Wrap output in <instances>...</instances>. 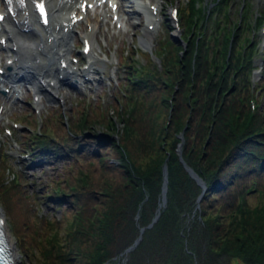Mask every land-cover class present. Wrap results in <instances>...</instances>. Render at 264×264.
<instances>
[{"label": "trees", "instance_id": "obj_1", "mask_svg": "<svg viewBox=\"0 0 264 264\" xmlns=\"http://www.w3.org/2000/svg\"><path fill=\"white\" fill-rule=\"evenodd\" d=\"M216 1L181 10L184 43L168 34L156 51L161 66L149 55L139 68L132 53L109 108L49 111L42 136L25 135L27 146L62 163L43 193L60 218L39 214L0 144V201L39 264H264V102L252 111L249 10L233 23L230 0ZM24 121L37 124L35 115ZM183 133V157L208 185L200 204L203 188L177 151ZM166 161L167 206L148 228Z\"/></svg>", "mask_w": 264, "mask_h": 264}, {"label": "rangeland", "instance_id": "obj_2", "mask_svg": "<svg viewBox=\"0 0 264 264\" xmlns=\"http://www.w3.org/2000/svg\"><path fill=\"white\" fill-rule=\"evenodd\" d=\"M163 1V0H161ZM181 1H185V0H181ZM211 0H209L210 2ZM244 1L243 0H235V2L232 3L231 5V14L232 16L235 18L232 20H237L239 17V12L240 9L243 8ZM246 4H251L252 7V13H251V18H254V24H255V20L256 17L254 15H256L257 12L254 11H258V12H263L264 11V0H249L248 3ZM143 17V14L141 16H135V24L134 26H132L131 28V32L127 35H122L121 37L115 38V39H111L112 36L110 35L109 39H111L109 42L111 43V45L113 47H115L116 49H120L121 46H137L138 45V39L139 37H143L145 39H147L149 42H151L152 44H155L154 47L156 46V43L161 39V37H164L165 35V30L164 27L159 28L156 32H153L151 34L147 33L146 31V27L144 26V18L142 21H140V19ZM257 22V21H256ZM257 33L258 37L260 38V46L263 45V38L262 35L260 34V31L255 32ZM141 63L142 64H146L148 63V57L142 56L141 58ZM105 66H101L102 71L104 70ZM101 78L104 76V74L100 75ZM122 76H120L119 79H121ZM261 78V75L259 73V70L256 71V75L254 76V80L258 81ZM115 79V77H114ZM111 80L109 79H104L102 83L97 84V85H92L93 87V92L89 91V87L84 88L85 92H86V96H95L94 97V102L93 104H97V100L100 97V95L103 93V97H104V105L107 106L109 104L112 103V99H113V89L110 88L111 86ZM82 87V86H81ZM80 91L78 89H75L74 91H70L68 94V99H70L69 101H77V99H80L82 97H84L85 95H80L79 94ZM99 96V97H98ZM93 98V97H92ZM263 101H264V96H263ZM79 101V100H78ZM58 103L57 102H47L45 100L44 102V112L47 113L48 109H52L53 107H57ZM28 107V104H26V102H21L17 105H14L11 109L7 110L6 115L3 117V123H8V118H14V114L17 115H21L23 112L26 111V108ZM14 136L15 137H7L5 134L2 135V139L6 142L7 144V148L9 149L10 153L14 154L16 157L19 156L20 154V150L16 148L15 146V138L19 137L18 132L19 131H14ZM179 148V146H178ZM14 158V157H13ZM15 159V158H14ZM16 160V159H15ZM40 157H33L31 159H28L25 165H23V163H18V166L20 168H27L26 172L28 173L27 178L29 179V189H30V193H33L34 191L37 193V200L39 201V214L48 216V217H52V215H55L57 217H60L61 215V209L57 210L54 209L52 207L51 201L45 200L42 197V193L40 194V192L44 191V189L50 185V182L52 181V179L54 177H56L57 175V169L62 168V163H57L56 166L53 165H49L46 162H40ZM17 162V160H16ZM25 166V167H24ZM29 167V168H28ZM17 168V167H15ZM32 179H34V183H32ZM8 233L12 238V242L15 243V252H16V262L17 264H39V260L37 259L35 253H25L22 248L20 247L19 241L17 239V237L14 235L15 233H13V229L12 227L9 225L8 227ZM17 249V251H16Z\"/></svg>", "mask_w": 264, "mask_h": 264}, {"label": "bare ground", "instance_id": "obj_3", "mask_svg": "<svg viewBox=\"0 0 264 264\" xmlns=\"http://www.w3.org/2000/svg\"><path fill=\"white\" fill-rule=\"evenodd\" d=\"M129 3L127 6H124V8L131 12L134 15H139L141 13H147L148 10L146 6L143 4L141 0H127ZM66 9V8H65ZM55 17H61L63 16V12L60 9L55 10L54 12ZM151 19L153 20L154 17L151 16ZM31 27H33L35 30H33L30 33L24 34L19 30L18 25H13L7 27L8 31L7 33L10 35L12 40L18 41L19 45L21 46V51H19L18 55H20V62H21V68L16 71V75L25 77V79L29 80L31 84L36 88L38 93H44L46 90V87L40 82L38 83L36 79L39 80L40 77H46L50 78V82L55 79L56 76V68L54 64V60H56L57 56L61 53H67V51L70 49V41L69 37H65V35L62 37V44L57 45H47L45 48V52L40 51V45L43 41L42 38H40V33L38 28L36 27V24L34 22H31ZM97 26H94V30H96ZM149 33V31H147ZM39 35V36H38ZM147 44H150V42L142 38ZM56 48L57 51L54 52ZM30 64V66H29ZM51 92L57 93V87H51ZM51 95V94H50ZM49 97H53V94ZM11 241V240H10ZM13 246H15V243L11 242ZM17 251V249H16Z\"/></svg>", "mask_w": 264, "mask_h": 264}, {"label": "water", "instance_id": "obj_4", "mask_svg": "<svg viewBox=\"0 0 264 264\" xmlns=\"http://www.w3.org/2000/svg\"><path fill=\"white\" fill-rule=\"evenodd\" d=\"M183 142L179 145V148H178V151L180 153V159L181 161L185 164V167L187 168V170L189 171L190 175L198 182V184L204 189L202 195L200 196L199 198V202L202 200V198L204 197L208 187H207V183L205 182V180L200 177L198 175L197 172H195V170L191 167H189L187 165V163L185 162L184 158H183V145H184V142H185V136L184 134L181 136ZM168 162V161H167ZM165 163L164 165V184H163V191H162V203L160 204L159 208L157 209V212H156V216L155 218L153 219L152 223L148 226V228H152L154 226V224L158 221V219L160 218V215H161V209L163 207H165L167 205V201H168V198H167V193H168V186H169V169H168V163ZM146 228L143 227L141 229V234L140 236L137 238V240L135 241V243L130 246L127 250H126V253L128 252H131L133 250L136 249V247L139 245V243L141 242L142 238H143V234L145 232ZM105 264H109V262L105 263ZM124 264H127L126 262H124Z\"/></svg>", "mask_w": 264, "mask_h": 264}, {"label": "snow or ice", "instance_id": "obj_5", "mask_svg": "<svg viewBox=\"0 0 264 264\" xmlns=\"http://www.w3.org/2000/svg\"><path fill=\"white\" fill-rule=\"evenodd\" d=\"M8 2L10 3L11 0H8ZM21 3H23V0H21ZM36 6H37V8L40 10L41 14H42V15H45V17H46V13H45V10H44V5H43V3H38ZM0 19H3V17L0 16ZM45 23H47V19H46V18H45ZM0 224H3V221H0Z\"/></svg>", "mask_w": 264, "mask_h": 264}]
</instances>
